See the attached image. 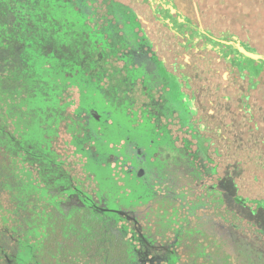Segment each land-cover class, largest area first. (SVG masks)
Wrapping results in <instances>:
<instances>
[{
  "label": "trees",
  "instance_id": "obj_1",
  "mask_svg": "<svg viewBox=\"0 0 264 264\" xmlns=\"http://www.w3.org/2000/svg\"><path fill=\"white\" fill-rule=\"evenodd\" d=\"M223 1L215 0L217 6ZM42 2L0 0V264H145V254L160 264H239L234 248L223 247L216 236L205 233L199 218L177 221L147 216L146 204L134 195L114 203L120 189L112 187L115 177L109 163L98 166L90 149L77 142L80 135L71 131L84 108L96 134V148L109 155L119 140L114 132L122 131L109 119L113 121L123 109L103 101L101 95L107 92L115 99L118 91L97 84L95 73L87 75L85 66L62 51L60 30L54 27L52 33L39 27ZM232 3L238 7L231 14L239 30H229L222 39L239 36L248 50L264 55V45L252 44L264 40V0ZM196 6L203 17L212 12L207 0L196 1ZM234 53L230 62L236 69L246 71L252 81L261 77L264 61ZM74 88L78 106L72 99ZM28 138L58 159L67 154L65 145L74 147L84 159L86 178L72 170L68 173L65 161L31 153L25 146ZM104 140L109 147L101 149ZM50 167H64L71 185L52 193V184L46 181ZM87 180L98 181L100 191L85 190ZM66 195L76 196L81 205L66 209ZM225 221L239 232L232 218Z\"/></svg>",
  "mask_w": 264,
  "mask_h": 264
},
{
  "label": "flooded vegetation",
  "instance_id": "obj_2",
  "mask_svg": "<svg viewBox=\"0 0 264 264\" xmlns=\"http://www.w3.org/2000/svg\"><path fill=\"white\" fill-rule=\"evenodd\" d=\"M99 1L118 3L115 0ZM136 2L149 9L153 23L167 27L176 39L183 38L185 41L179 43V49L192 51L194 58L200 57L201 60L213 54L219 58L218 63L228 64L231 57L236 55L232 45L220 43L225 40L215 38L201 21L198 23L188 19L166 0ZM195 9L201 19L196 5ZM141 19L133 9L128 10V21H125L128 29L125 32L127 55L122 59L120 52L116 53L126 61L125 67L115 65L107 69L115 76V83L111 86L118 91L114 105H125V109L115 115L113 121L109 119L111 123L119 124L118 129L122 130L114 132V139L119 140L115 141L116 147L109 154L111 161L98 165L108 164L114 173L112 187L120 191L119 195L114 194L112 200L119 203L121 198L127 200L134 195L146 204V214L151 217L157 215L177 221L185 218L226 219L229 211H235L229 206V196L218 184L222 181L219 176L221 164L215 163L213 157L222 156L215 142L216 138L226 133L222 125L223 116L217 117L219 107H227L226 100H220L217 107L215 101L198 96L200 89L193 84L194 77L189 72L195 69L189 68L194 63L186 56L187 61L181 64V55L177 51L174 53L173 67H168V60L158 53L159 45L149 37ZM196 24L202 28H197ZM194 36L198 42L193 40ZM200 44L205 45L200 48ZM211 45L213 49L209 48ZM216 45L223 51L222 54L215 50ZM232 65L238 70L234 62ZM165 139H183L191 145L184 152L193 164V156L199 159V165L195 164L197 167L192 169L195 172L193 180L186 181V166L180 162L179 149L165 147ZM170 154L173 158H170ZM234 188L236 194L231 200L240 209H236L238 215H242L240 219L247 220V229L250 230L248 233L243 229L241 239L255 245L260 240L262 230L264 202L261 204V201L264 199H250L239 194V186L235 183ZM112 210L121 213L117 208ZM174 226L175 229L179 228L177 223Z\"/></svg>",
  "mask_w": 264,
  "mask_h": 264
},
{
  "label": "rangeland",
  "instance_id": "obj_3",
  "mask_svg": "<svg viewBox=\"0 0 264 264\" xmlns=\"http://www.w3.org/2000/svg\"><path fill=\"white\" fill-rule=\"evenodd\" d=\"M42 1L43 12L39 15L40 18H35L39 27H48V30L52 31V33H55L54 27L60 30L63 35H60L62 51L65 50V54L77 59L78 65L85 66L87 75L95 73L97 76L93 81L101 84L104 88L115 83L114 78L110 79V73L107 69L115 65L125 67L126 61L122 60L127 55V42H125L127 34L125 32L128 29H126L125 21H128V10L133 9L142 18L143 26L147 29L149 37L159 45L158 53L161 57H165L168 60V67H173L175 63V52L178 51L180 53L179 62L181 64L187 61L185 60L187 56L194 63L189 68L195 67V69L189 72L194 77L193 84L200 89L197 93L198 96L215 101L217 107L220 105V100H226L227 107H219L217 114V117L223 116L222 125L226 129V133L220 138H216L215 142V146L222 151V156L213 155V157L216 160L215 163L221 164L219 166V176L222 177V181L218 184L229 196V206L233 207L235 211L234 214H228V217L232 218L233 223L239 225L240 229L238 233L237 231L234 232L228 227L229 223L225 221L226 219L221 218L213 220L205 218L201 228L204 229L205 233L216 236L219 239L218 243H221L223 247L234 248L239 255V264H264V215H261L262 230L260 240L253 245V243L241 239L243 229L248 233L250 230L247 229V220L245 222L240 219L242 215H238L236 212V209L237 211L240 209L231 200L236 194L234 183L239 186V194L250 199L264 198V73L260 78L253 80V82L246 71L235 70L231 62H228V64L218 63L217 59L219 58L216 55L209 54L201 60L199 59L200 57L194 58L192 51L188 52L181 47L179 49V43L182 44L185 40L183 38L176 39L167 27L153 23L149 9L137 3L136 0H115L118 3L108 1L101 3L99 0ZM196 1L198 0H166V3L176 6L181 14L188 19L198 21V23L201 21L214 34V37L219 40H222L221 35L229 30L232 32L239 30L234 17V12L238 11L236 10L238 7L237 4L232 3V0H224L218 6L216 4L218 2H215V0H207L208 9L210 8L212 12H209L206 17L204 16L205 18L200 15L201 19L195 9ZM228 3L229 5L227 6ZM222 9L226 10L225 16L221 14L224 11ZM231 12L234 14H231ZM241 20L239 17L240 22ZM196 27L202 28L199 25ZM194 33L197 35V32ZM236 37L240 38L239 36ZM196 39L194 36L193 40L198 42ZM55 40H57L56 37ZM129 41L130 38H128ZM257 41L256 43L252 42V44L257 47L264 45V40L259 39ZM93 42H95V45L92 44ZM204 45L200 44L199 47L202 48ZM93 46L97 49L94 50ZM212 46H209V48L213 49ZM215 47L218 53H223L218 45ZM117 52H120L122 59L116 54ZM89 69L93 70L90 71ZM241 75L243 79H241ZM253 85L256 86L254 87L255 89H253ZM71 92L72 99L78 106L79 93L77 88H74ZM106 93L104 92L101 95L103 101L115 104V99ZM116 94H114V97H116ZM82 104H84V98L82 99ZM76 106L72 107V110ZM118 106L121 109H125L124 103ZM249 108L250 110H248ZM78 115L79 123L71 131L73 135L76 132L77 136L80 135V137H77V142L90 149V156L96 163L106 164L111 161V157L105 151H100L95 146L96 134L86 110L81 108ZM66 137L69 138L68 135ZM34 140V138L25 140V146L31 153L36 155L45 154L56 162L65 161L64 166L68 168V173L69 170H72L73 173L86 178L84 176V159L81 154L74 152V147L69 146V144L65 145L68 155L66 154L64 158L58 159L55 155L51 156L50 153L42 151L38 142ZM102 143L104 145H100L101 149L109 147V142L107 143L106 140ZM163 143L165 147L179 149L178 157L180 162L186 166L184 169L188 177L186 181L193 180L195 172L192 169L199 165V159L193 156L195 165L189 162V156L184 152L191 145L183 139H165ZM115 147L113 146V148ZM170 158H173V155L170 154ZM65 171L64 167L59 169L50 167V173L46 181L52 184V193L54 191H62V187L67 188L71 185L70 180H68L70 175L65 173ZM62 179L60 187L58 181ZM87 181L85 182L87 187L84 188L85 190L90 192L92 190L95 192L100 191L94 181ZM65 200L63 206L66 209L74 205H81L78 198L73 195H66ZM237 215L239 218L234 219ZM144 256L146 257L144 258L145 264H160L158 259L149 257V254Z\"/></svg>",
  "mask_w": 264,
  "mask_h": 264
},
{
  "label": "water",
  "instance_id": "obj_4",
  "mask_svg": "<svg viewBox=\"0 0 264 264\" xmlns=\"http://www.w3.org/2000/svg\"><path fill=\"white\" fill-rule=\"evenodd\" d=\"M220 43L225 45H232L238 55H243L254 61H264V56L253 51L248 50L242 43V40L236 36L233 37L232 41H220ZM222 54V53H221Z\"/></svg>",
  "mask_w": 264,
  "mask_h": 264
}]
</instances>
